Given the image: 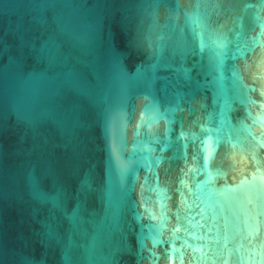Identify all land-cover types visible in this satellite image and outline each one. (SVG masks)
Segmentation results:
<instances>
[{
    "label": "water",
    "instance_id": "1",
    "mask_svg": "<svg viewBox=\"0 0 264 264\" xmlns=\"http://www.w3.org/2000/svg\"><path fill=\"white\" fill-rule=\"evenodd\" d=\"M0 264H264V0H0Z\"/></svg>",
    "mask_w": 264,
    "mask_h": 264
}]
</instances>
